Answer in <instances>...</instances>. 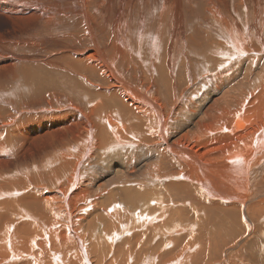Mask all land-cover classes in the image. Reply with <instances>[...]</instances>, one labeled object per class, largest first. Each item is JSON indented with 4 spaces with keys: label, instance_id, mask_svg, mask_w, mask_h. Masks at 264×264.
Listing matches in <instances>:
<instances>
[{
    "label": "bare ground",
    "instance_id": "6f19581e",
    "mask_svg": "<svg viewBox=\"0 0 264 264\" xmlns=\"http://www.w3.org/2000/svg\"><path fill=\"white\" fill-rule=\"evenodd\" d=\"M137 1L0 0V16L10 26V30L0 32V264H68L66 255L69 254L74 256L71 264H120L121 259V263L124 259L136 264L144 261L160 264L164 258L166 261L161 264H197L194 255H204L206 251L211 255L217 249L210 252V246L204 248L210 237L213 236L216 244L217 238L224 241L231 233L226 228V218L234 224L241 207L247 206L246 210L252 214H263L264 202L257 200H264V2L214 0L215 5L207 6L214 25L208 30L213 37H207L205 49L212 53L201 56L207 64H196V68L199 80L214 86L209 89L211 96L207 97L206 104L201 106L203 116L193 120L192 128L177 137L180 128L174 124L173 130L169 129V124L172 125L171 115L178 109L176 97L179 95L176 96L170 79L176 74H173L174 45H184L181 42L184 41L183 0H141V5L138 2L142 11L146 8L151 11L148 25L142 17L137 24L132 23ZM235 2V7L249 9V12L244 9L247 15L243 20L235 14ZM149 25L155 26L154 32H150ZM10 31L16 36H11ZM164 33L169 36V44L161 48ZM47 34L52 39L42 37ZM9 47L20 53L14 54ZM142 48H146L149 62L145 61L152 72L162 61L165 71L162 78L169 79L166 85L172 103L170 109L164 105L163 96L153 97L160 95V84L154 82L158 90H153V85L137 89L116 67L117 61H123L124 57L127 60L142 57ZM179 51L176 56L182 57ZM35 54H41L42 59H33ZM248 54L252 55L251 61L238 68L239 77L248 86L239 85L241 88L233 95L238 86L234 90L232 85L239 77L230 71ZM259 54L263 58L253 60ZM259 62L260 73L256 66ZM49 71L55 73L50 76L43 73ZM191 72L186 76L191 77ZM19 73L34 78L36 84L21 81L19 89L10 91V84ZM62 79L77 93L79 84L91 89L98 83L100 91L89 92L81 98L82 102H76L74 96H65L62 92L61 89L65 91ZM55 83L62 88L43 98L41 94L47 92L44 84ZM190 86L181 95L182 99H191L187 96L191 91L197 93L193 89L201 85ZM21 95L48 104V110L25 119L24 113L12 106ZM98 96L113 98V101L96 100ZM58 97L66 98L60 103ZM181 103L180 112H185L190 103ZM51 104L57 108H50ZM22 106L28 105L22 103ZM126 117L132 120L131 133L129 123L119 124ZM235 126L245 128L236 132ZM216 138L224 141L225 146L230 140L232 144L222 149L223 142L217 143L216 147L221 150L214 155L217 160L214 162V157L210 158L211 147L202 151L200 145L215 142ZM139 143L143 146H138ZM140 152L147 160L142 165L138 160L130 163ZM170 158L181 167H197L195 176L191 173L187 176L192 181L189 185L193 192L192 198L189 196L194 201L192 208L199 218L192 223L194 230L182 222V217L190 215L184 209L189 201L174 206V193L186 186L181 184L180 188L174 184L178 179L174 174L177 168L167 167ZM94 163L103 166L104 172L110 170L114 180L111 185L105 186L106 181L100 183L98 177L95 181L92 178L90 182L79 181L89 176V168ZM18 164L26 168L16 173ZM142 167L145 173L141 181L125 175L133 176ZM170 170L175 178L169 175V179H164L163 171ZM178 193L180 197L189 195L187 190ZM220 211H224L225 219L219 220L208 236L211 223L208 213L213 214L215 222ZM190 230L193 231L191 240L183 242ZM192 250H195L192 256H184ZM227 254L223 251L221 257ZM105 256L109 259L106 263ZM215 261L212 263L210 259L207 264ZM218 262L230 264L227 257L224 262Z\"/></svg>",
    "mask_w": 264,
    "mask_h": 264
},
{
    "label": "rangeland",
    "instance_id": "374dc122",
    "mask_svg": "<svg viewBox=\"0 0 264 264\" xmlns=\"http://www.w3.org/2000/svg\"><path fill=\"white\" fill-rule=\"evenodd\" d=\"M93 1H95V0H93ZM143 1V0H142ZM204 1V2H203ZM227 1V0H226ZM237 1V0H236ZM259 1H261V0H259ZM138 2H139V4L141 5L142 4V2H141V0H138L137 1V3L135 4V6H136V9L135 10H133L134 12H133V16H132V23L133 24H137L136 22L142 17V18H144L145 19V22L147 23V25H148V22L150 21L149 20V14H151V11H150V9H148V8H146V9H144L143 11L141 10V6L140 5H138ZM191 2H193L192 4H191ZM197 2V3H196ZM212 2V3H211ZM210 2V0L209 1H207V0H189V1H187V0H183V6H184V8L182 9V13H183V29H182V40L184 39V41H181V42H184V45H183V43H181V45H183L186 49L184 50L183 48V46H181V47H179L180 45H178L177 46V44H175L174 46L176 47L177 46V49L174 47V51H173V53L174 52H176V53H174V54H172V57H173V59L175 60L174 62V65H175V67H176V69H175V71L173 72V74L174 73H176L177 74V72H178V74H179V76H178V74L176 75V74H174V76H173V78H171L170 80H172V82L174 83V88H175V94H176V96L177 95H179V96H177L176 97V100L178 101V103H177V107H178V109H175L174 111L175 112H173L172 113V115H171V122L170 123H172V125L171 124H169V129H172L173 130V128H174V124H176L175 126L177 127V125H178V127L177 128H180L179 129V132H176V135H177V137H180L181 135V133L183 132V134H185L187 131L186 130H190L191 128H192V124L194 123V121L195 120H198L199 118H201L202 116H203V109H202V107L201 106H203V105H205L206 104V102H207V100H208V98L207 97H209V96H211L210 95V88H211V86H214V85H207L208 83H206V82H203L202 80H199V78H198V76H199V74H198V69L196 68V64H201V63H205V61H204V59H203V57H205L206 55H208L209 54V52L210 53H212L210 50H208V49H205L206 47H207V42H208V40L209 39H207V37H210V38H212L213 37V35L210 33V32H208V30L209 29H211V27L214 25V22H213V18L211 17V15H210V7H212L213 5H215V1L214 0H212ZM261 2H264V0H262ZM184 3H185V5H187V7L189 8H186V6L184 5ZM187 3V4H186ZM190 3V4H189ZM207 4V5H206ZM236 4H237V2H235V3H233V6L235 7L236 6ZM189 5H191L190 7H189ZM193 5V6H192ZM210 6V7H207V6ZM232 5V4H231ZM248 5H250V4H248ZM194 7V8H193ZM238 7V8H237ZM237 7H235V8H233L234 10H236L235 11V14L241 19V20H243V18H245L246 16H244L245 14L247 15V11L249 10L248 8L246 9V7H244V8H242V7H240V6H237ZM191 8H193V9H191ZM208 9V10H207ZM223 9V8H222ZM244 9H246V10H244ZM149 10V11H148ZM188 10V11H187ZM191 10V11H190ZM209 12V13H208ZM249 12V11H248ZM248 15H249V13H248ZM145 16V17H144ZM208 19H207V18ZM148 19V20H147ZM186 19V20H185ZM190 19V20H189ZM211 20V22L209 21L208 22V20ZM207 20V21H206ZM135 21V22H134ZM186 21H188V22H186ZM205 21V22H204ZM184 22H185V24H184ZM190 25V26H189ZM151 26V27H150ZM190 27V29H189V27ZM211 26V27H210ZM38 27V26H37ZM134 27V26H133ZM149 27H150V32H154L155 31V26L154 25H149ZM187 29H186V28ZM208 27V28H207ZM6 30H10V26H9V24H8V22L2 17V16H0V32H5ZM26 30H28L29 31V29H26ZM187 30V31H186ZM191 31V32H190ZM11 32V33H10ZM9 33L10 34H12L13 33V35H11V36H16V35H14V33L15 32H12V31H10ZM107 32V31H106ZM193 32V33H192ZM8 33V34H9ZM185 33H187V35L185 34ZM207 33L208 34H210L209 36L207 35ZM10 34H9V36H10ZM16 34V33H15ZM206 34V35H205ZM184 35V36H183ZM100 36H101V33H100ZM191 36H192V38H191ZM42 37H45L46 39H52V37H49L48 36V34L47 35H42ZM164 37V38H163ZM166 37V38H165ZM185 37V38H184ZM186 37H187V39H186ZM162 38L163 39H161L162 40V46H161V48H163L164 46L166 47L169 43H168V39H169V36L166 34V33H164V35L162 36ZM176 39V38H175ZM185 40H187V41H185ZM211 40V39H210ZM164 41H165V44H163L164 43ZM259 41V40H258ZM180 42V41H179ZM201 42V43H200ZM259 42H261V41H259ZM39 43H41V41H39ZM149 43V42H148ZM189 43V44H188ZM160 44V45H161ZM187 44V45H186ZM145 45H146V42H145ZM144 45V46H145ZM201 47V48H200ZM181 49V51H179L181 54H180V56L181 55H183L182 57H177L176 55H177V52H178V50H180ZM191 48H193V49H191ZM13 49V50H12ZM9 50L11 51V52H15V51H17V52H15L16 54H18V53H20L18 50H16V49H14V48H12V47H9ZM55 50L56 49H54V50H52L51 52L53 53V54H55ZM60 50V48L59 49H57V51H59ZM145 50V51H144ZM177 50V51H176ZM182 50H184V51H182ZM10 51H7L8 53H10ZM24 51V50H23ZM189 51V52H188ZM194 51H196V52H194ZM142 52L144 53H142V57H140V58H138V57H134L135 59H133V60H136V62L134 61L133 62V60H131V57H130V60H127L128 58L127 57H124V62L123 61H121V59L120 60H118L119 62H120V64H121V66H123V67H121L120 66V64H119V62L117 61V65H116V67H117V69H121L122 70V68H124L123 69V72L120 70H118L119 72H121V74H123V73H125V74H123L124 76H125V79L126 80H128L129 81V83H131L132 85H133V87H136L137 89H141V87H143V88H150L152 85H153V90H158L156 87H155V83L156 84H160L162 87L159 89V91H160V95H158V94H155L154 95V93L152 94V95H154L153 97H156V98H158V99H160L159 97H157V96H163L162 98H163V102H164V105H166V107L168 108V109H170L169 107L171 106V102L169 101V99H170V94H169V91H167V89H168V85H169V83H168V81H169V79H166V78H162V75H164V73H165V71H164V68L161 66V64H162V61L160 62V60H159V62H160V66H158V64H156V69L152 72V70L150 69V67L148 66V62H149V57H148V55H147V51H146V48H142ZM183 52V53H182ZM14 53V54H15ZM24 53H26L25 51H24ZM58 53V52H57ZM191 55H190V54ZM203 53V54H202ZM34 54V53H33ZM38 54H35L34 56V58L33 59H42V55L41 54H39L38 56H40V57H38L37 56ZM209 55H211V54H209ZM250 54H248V55H246V56H244L242 59H241V61H240V63H239V65H237V67H236V69L235 70H231L230 71V74H232L233 72H235V76L236 77H239L240 76V71L241 70H239L240 69V66H241V64L243 65V66H245V64H247L248 62H250L251 61V59L249 58V57H251L252 55H250ZM37 56V57H36ZM188 56V57H187ZM196 56H198L197 58H196ZM201 56H203V57H201ZM186 57V58H185ZM177 58L178 59H180L179 60V62H177L176 60H177ZM259 58H263V56H261V54H259V55H257L256 57H253V60H257V59H259ZM141 59V60H140ZM202 59H203V61H202ZM148 61V62H146V61ZM186 61L188 64V66H184L185 65V62L184 61ZM189 62H188V61ZM141 61V62H140ZM146 62V64H145V62ZM122 62V63H121ZM129 62V63H128ZM247 62V63H246ZM260 62H261V60H260ZM260 62L256 65L257 66V70H258V72L260 73L261 71L259 70V68L261 67V65H260ZM132 63V64H131ZM141 63H142V66H141ZM190 63V64H189ZM53 64H55V63H52V65ZM130 64V65H129ZM134 64V65H133ZM177 64V65H176ZM193 64V65H192ZM205 64H207V63H205ZM174 65H173V67H174ZM195 65V66H194ZM119 66V67H118ZM126 66V67H125ZM141 66V67H140ZM179 66H181V67H179ZM121 67V68H120ZM132 67V68H131ZM149 67V68H148ZM207 67H211V66H207ZM178 68H179V70H178ZM239 68V69H238ZM46 69H50V67H48V68H46ZM132 70V71H131ZM145 70V71H144ZM191 70H192V72H191ZM150 71V72H149ZM189 71L191 72V74H193L191 77L190 76H186V73H188L189 74ZM193 71H195L196 73H193ZM31 72H33V70H31ZM146 72V73H145ZM148 72V73H147ZM44 74H47L48 76H50V75H52L53 73H55V72H51V71H49L48 73L47 72H43ZM151 73V74H150ZM185 74V75H184ZM196 74V75H195ZM19 75V76H18ZM28 75L27 74H25V73H19V74H16L15 75V78H14V81H12V83L10 84V91H13V90H15L16 88L17 89H19V87H21V86H19V85H21L22 84V82L21 81H23V82H25V81H27L28 82V85H32V84H36V82H35V79L34 78H30V76H29V78H30V80H29V78L27 77ZM48 76L46 77V79L48 78ZM180 77H181V79H180ZM186 77H187V79H186ZM190 77V78H189ZM162 78V79H161ZM20 79V80H19ZM53 79V78H52ZM193 79V81H191ZM168 80V81H167ZM240 80V81H239ZM167 83H166V82ZM189 81V82H188ZM237 81H239V82H237ZM155 82V83H154ZM202 82V83H201ZM182 83H184L185 85L183 86V84ZM198 83H200V87H198V89H196V90H194L193 89V91H195V92H197V93H194V92H192L191 91V93H190V95L189 96H187V98H191V99H186V98H184V99H186V100H184V99H182L181 98V95L183 96V94H184V92H186V89L188 90V88H190L191 86H190V84L192 85V87H193V85H195V84H198ZM16 84V85H15ZM18 84V85H17ZM61 84H63L64 86V90L65 91H63V89H61L62 88V86H60V85H58L57 83H55V85H50V84H44V86H45V90L47 91V92H43L42 94H41V96L43 97V98H45V97H48V96H51V95H53V94H55V92L53 91V90H55V89H61L62 90V92L65 94V96L67 95V96H74V98L77 100L76 102H82L81 100V98H83V96L85 97V95L86 94H88L89 92H93V93H98L100 90V88L99 87H101V85L100 84H94V87H92L91 89H89V88H87L86 86H84V85H82V84H79L78 85V88H79V93H77L76 91H73V90H71V88H70V86H69V84H68V82L65 80V79H62V81H61ZM166 84H168V85H166ZM181 84V85H180ZM56 85L57 86H59V87H56ZM203 85H205V86H203ZM235 85V86H234ZM242 86V87H247L248 85L247 84H245V81L244 80H242L240 77L235 81V82H233V88L234 87H237L238 86V88H237V90L233 93V95H235V94H237L238 93V91H239V88H241L240 86ZM19 86V87H18ZM99 86V87H98ZM167 86V87H166ZM176 86V87H175ZM178 86V87H177ZM180 86V87H179ZM182 86V87H181ZM190 86V87H189ZM15 87V88H14ZM195 87V86H194ZM143 88H142V90H143ZM185 88V89H184ZM170 90H171V88H170ZM176 90H178V91H176ZM198 90V91H197ZM200 90V91H199ZM234 90H235V88H234ZM176 92H178V93H176ZM199 92V93H198ZM46 93V94H45ZM197 94V95H196ZM194 95H196V97L194 96ZM39 96V95H38ZM37 96V97H38ZM203 96V97H202ZM214 96H216V95H214ZM36 97V98H37ZM195 97V98H194ZM64 98H66V97H63V98H61V97H58V101L60 102V103H62V102H64ZM193 98V99H192ZM203 98H204V100H206V101H204L203 100ZM38 99V98H37ZM96 100H99V101H102V100H105V101H107V102H111V101H113V98H111V99H104V97L103 96H98V98L96 99ZM189 100V101H188ZM192 102H191V101ZM203 100V101H202ZM198 101V102H197ZM40 102V100H35V101H31L28 97H25V96H23V95H21V96H19V98H18V101L16 102V104H12V106L16 109V110H20V112H23L24 113V115H25V119H27V118H34L33 116L36 114V116H37V114H39V115H41L42 114V112L41 111H44V110H48V104H45V103H39ZM183 103V104H187V103H185V102H188V103H190V105L188 106V109H186V111L185 112H180L181 110H180V106H179V103ZM203 102H205V103H203ZM22 103L24 104V103H26V105H28V106H22ZM181 103V104H182ZM193 103V104H192ZM199 103V104H198ZM174 104H175V102H174ZM193 105V107H192V105ZM196 104H198V105H196ZM67 105H65V106H62L63 108L64 107H66ZM199 106V107H198ZM196 107V108H195ZM50 108H52V109H56L57 108V106L56 105H54V104H51L50 105ZM193 108V109H192ZM199 108V109H198ZM192 109V110H191ZM201 109V111H199ZM195 110H197V111H199V113L197 112V111H195ZM180 113H179V112ZM190 113H189V112ZM192 111V112H191ZM177 112V113H176ZM186 113V114H185ZM192 113V114H191ZM178 114H179V116H178ZM187 114H188V118H191V119H188L186 116H187ZM197 114H199L198 116H197ZM174 115V116H173ZM176 115V116H175ZM180 115H183V117L181 116L180 117ZM185 115V116H184ZM178 116V117H177ZM195 116V117H194ZM179 118V119H177V118ZM173 118V119H172ZM176 118V120H174ZM195 118V119H194ZM123 119V120H122ZM122 119H120L119 120V124H120V126H123V124H128L130 127H131V129H130V133L134 130L133 129V126H132V123H131V119H128V117H126L125 119L124 118H122ZM188 119V120H187ZM178 120V121H177ZM194 120V121H193ZM190 121V122H189ZM124 122V123H123ZM122 123V124H121ZM238 123L239 124H241V123H243V122H241V121H238ZM171 125V126H170ZM236 127V132H240V131H243L244 130V128L245 127H242V129L241 128H237V126H235ZM186 132H185V131ZM131 136H132V134H130V138H131ZM130 141L132 142V139H130ZM214 141L216 142V144H215V142H212V140L210 141V142H208V143H203V144H201L200 146H201V150L202 151H207L210 147H211V154L210 155H212V156H210V158L212 159L213 157H214V155H218V152H219V150H221V148L219 149V148H217L216 146H218V144L220 143V142H223L222 144H224V145H222V149H227V148H229V146L232 144V141H231V143H230V141H228V143H229V145L228 144H226V146H225V142L224 141H218V139L216 138V139H214ZM218 143V144H217ZM226 143H227V141H226ZM234 144H235V142H233ZM87 144H88V142H87ZM140 144V143H139ZM204 145V146H203ZM236 145V144H235ZM138 146H143V145H138ZM200 146H199V148H200ZM209 146V147H208ZM213 146H215V147H213ZM132 147V146H131ZM215 148H217V153L215 154L214 153V150H215ZM65 150V152H69V149H64ZM153 155V154H152ZM134 157H136V158H134ZM133 158H131L130 159V163L132 162V164L133 163H136L135 161H137L138 160V163L140 164V165H142V163H144L146 160H147V156H145V155H143V152H140V153H138L136 156H134ZM157 159H159V157L157 158ZM83 160V159H82ZM172 160V161H171ZM174 160H176L175 159V157H174ZM172 158H170V159H168V161H167V167H174L176 170H174V174H175V176H177L178 175V179H176V180H174V184H177V185H181V184H183V185H185L186 187L185 188H181V186H180V188H181V190L180 191H182V190H187V192H188V196L187 195H183L182 194V196L183 197H180L181 195L178 193V192H180V191H176L175 193H174V206H176V205H179V204H184L185 205V203L186 202H188V203H190L189 205H188V203H186V205L184 206L185 208V210L190 214L189 216H188V218L187 217H182V222H184L185 223V225H189L188 227L190 228V229H192L193 228V230L195 229V227L192 225V223L193 224H195V222H196V219L195 218H197V219H199L197 216L198 215H196L197 213L196 212H194V209L192 208L193 206H192V202L194 203V201H193V199H191L192 198V193L193 192H191V184H190V179L188 178L189 177V173H191V176H193V174H194V176H195V174L197 173L196 172V168L197 167H193V166H187V165H182V167H181V164H177V162L176 161H174ZM212 161H214V162H216L217 160H216V158L214 157L213 159H212ZM163 163H165V161L163 162ZM163 163H161V165H163ZM174 163H175V165H174ZM138 164V165H139ZM52 165H54V164H52ZM139 165V166H140ZM172 165V166H171ZM178 165H179V167H178ZM36 166H39V163H37V165ZM22 167H24V168H26L25 166H22V165H16V167H15V169H18L17 171H16V173L22 168ZM164 167V166H163ZM180 168H181V170H184V168L186 169V170H184V171H181L180 170ZM194 168V169H193ZM14 169V170H15ZM88 169V168H87ZM90 171H89V176H87L86 178H80V180L79 181H81V179L82 180H84L85 181V179L86 180H88L89 182H90V178H92L94 181L96 180V178L98 179V181H100V183L102 182V184H104L105 183V181H106V185L105 186H107V185H111V184H109V183H112V182H114V180H113V177L112 176H110V174H111V172H110V170L109 171H103V166H101V165H99V164H96V163H94L90 168ZM141 170H139L137 173H135V175H133V176H131V174H129V173H126L125 175H127L128 177H132V179L131 180H134V179H138V180H140L141 181V179H143V176H144V173H145V171L143 170L144 168L142 167V168H140ZM28 171H31L30 169H28ZM171 171L172 170H170L169 171V173L168 172H166V171H163V174L165 175L163 178L165 179H169V177L170 176H172L170 173H171ZM196 173H195V172ZM166 172V173H165ZM185 172V173H184ZM143 173V174H142ZM96 177H95V176ZM170 175V176H169ZM94 176V177H93ZM109 176V177H108ZM175 176H172V177H174L175 178ZM188 176V177H187ZM171 177V178H172ZM95 178V179H94ZM106 178V179H105ZM113 181H112V180ZM178 180V181H177ZM188 180V181H187ZM83 181V182H84ZM93 181V182H94ZM117 181H118V179H117ZM192 182V181H191ZM99 183V182H98ZM190 185V186H189ZM196 191L198 192V193H200L197 189H196ZM189 196H191V198L189 197ZM179 198V199H178ZM189 200H188V199ZM262 199H264L263 197H262ZM258 202L259 201H263L264 202V200H257ZM257 201H255V202H253V203H256ZM176 202V203H175ZM180 202V203H179ZM209 203V202H208ZM191 205V206H190ZM195 205V204H194ZM263 205H264V203H263ZM187 207V208H186ZM249 206H247V208H248ZM247 208H243V207H241V210H240V213H238L237 214V216L239 217V218H237L236 217V222L234 223V224H231V222H230V220H228V218H226V221H227V223H226V228H228V231H230L231 233L230 234H227L226 235V239H224V241H222L221 239H220V237L219 238H217L216 239V241H217V243L215 244V243H213V236L212 237H210L209 239L211 240L210 242H209V239H208V241H207V243L204 245L203 244V246H204V248H207V247H211L210 248V252H213V249L215 250V248L217 247V249H216V251H215V253L213 254V253H211V255H207L208 254V252L206 251L205 252V254L204 255H202V254H199V256L196 254V255H194V257L193 258H195V262L197 263V264H202L201 262H203L204 260V262H203V264L205 263V264H207V262H209L210 261V259H212V263L215 261V259H216V261H215V263L214 264H220L221 262H218V261H222V262H224V260H225V258L227 257V260L229 259V263L231 264H264V261L262 262V260L264 259V254H262V253H264V211H263V214L262 213H260V214H258V212L256 213L255 211V213L257 214H252L251 213V211H248V210H246ZM175 209V208H174ZM193 211H192V210ZM190 212H192V213H190ZM243 212V213H242ZM210 213V212H209ZM208 213V218H210V224L208 225L209 227L207 228V233H208V236H209V234H211L212 235V229H214V227L216 228V224L218 223V221L219 220H224L225 218H224V216H223V213H224V211H220V216L218 215L217 216V218H218V220H216L215 222H213L212 221V216H213V214H209ZM192 214V215H191ZM195 215H196V217H195ZM191 216V217H190ZM194 218V219H192V220H190L191 218ZM186 219H188V220H186ZM202 220V218L200 217V221ZM186 221V222H185ZM125 222V221H124ZM123 222V223H124ZM260 222V223H259ZM190 223V224H189ZM206 223H208V222H206ZM220 228H222V227H220ZM241 228V229H240ZM246 228V229H245ZM218 229L219 228H217L216 230L218 231ZM224 229V228H223ZM225 230V229H224ZM190 233H193V231H189V233L187 234L186 233V235H184V238H183V242H185L186 240L185 239H190V237L191 236H193L192 234H190ZM234 233V234H233ZM214 235V234H213ZM208 236H207V238H208ZM219 235H218V233H217V237H218ZM185 240V241H184ZM191 240V239H190ZM189 241V240H188ZM238 241V242H237ZM198 243V242H197ZM183 244H185V243H183ZM221 245V246H220ZM232 245V246H231ZM258 246H259V249H258ZM229 247H230V251H227L228 249H229ZM232 247V248H231ZM221 248V249H220ZM226 248V249H225ZM228 248V249H227ZM196 250V249H195ZM195 250H192V251H189V252H186V254L188 253V255H186V254H184V256H192V254L191 253H193ZM223 251H224V253L226 252H228V254L226 255V257H221V255L223 256ZM233 251V252H232ZM231 254H230V253ZM161 253H165L164 251L163 252H160V254ZM234 253V254H233ZM60 254L63 256L64 255V251L62 252V250L60 251ZM190 254V255H189ZM149 256H151V257H153V255L155 256V254H148ZM214 255V256H213ZM236 256V257H235ZM66 257H67V263L68 264H71L72 263V261L74 260V256H73V254H69V255H66ZM197 257V258H196ZM261 257V258H260ZM175 258V257H174ZM182 258V257H181ZM224 258V259H223ZM237 260H236V259ZM121 259V258H120ZM196 259L198 260V261H196ZM221 259V260H220ZM109 259H108V257L107 256H105L104 257V263H106L107 261H108ZM164 260L166 261V259L164 258L163 260H161V262H160V264L161 263H163L164 262ZM175 260V259H174ZM180 260V259H179ZM200 260V261H199ZM203 260V261H202ZM208 260V261H207ZM214 260V261H213ZM244 260V261H243ZM121 261H122V259H121ZM121 261L119 260V262H120V264H136V262H132V261H128V262H125V260L123 259V261L124 262H122L121 263ZM148 261H144V262H139V264H146ZM154 264H158V262L157 261H155V263ZM178 264V263H177ZM227 264V263H226Z\"/></svg>",
    "mask_w": 264,
    "mask_h": 264
}]
</instances>
